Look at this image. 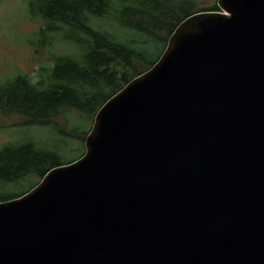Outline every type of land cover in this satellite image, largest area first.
<instances>
[{"label": "water", "instance_id": "water-1", "mask_svg": "<svg viewBox=\"0 0 264 264\" xmlns=\"http://www.w3.org/2000/svg\"><path fill=\"white\" fill-rule=\"evenodd\" d=\"M216 5L0 202V264H264V0Z\"/></svg>", "mask_w": 264, "mask_h": 264}, {"label": "trees", "instance_id": "trees-1", "mask_svg": "<svg viewBox=\"0 0 264 264\" xmlns=\"http://www.w3.org/2000/svg\"><path fill=\"white\" fill-rule=\"evenodd\" d=\"M217 9L200 0H30L29 14L41 21L39 44L62 41L73 51L53 56L35 81L24 73L0 81V106L53 130L52 120L67 108L89 122L108 98L158 60L182 20ZM81 127L71 124L57 143L24 136L0 146V202L39 182L25 184V176L40 180L49 169L80 157L88 133ZM63 139L78 142L71 159Z\"/></svg>", "mask_w": 264, "mask_h": 264}, {"label": "rangeland", "instance_id": "rangeland-1", "mask_svg": "<svg viewBox=\"0 0 264 264\" xmlns=\"http://www.w3.org/2000/svg\"><path fill=\"white\" fill-rule=\"evenodd\" d=\"M29 1L0 0V81L18 73L27 74L35 81L40 71L51 64L53 56L73 51L71 45L62 41L39 44L35 32L41 21L29 14ZM200 3L207 7L216 3V0H200ZM86 119L75 110L63 109L52 120L56 126L53 130L51 126L46 127L41 122L0 106V146L7 142H18L24 136H31L43 143L51 139L53 143H57L61 136L68 134L71 124L80 122L81 128L89 131L93 119L91 118L89 122H86ZM61 141L64 143L62 146L68 158L77 153V141L71 139ZM82 152L80 148L79 154ZM23 180L25 184L40 181L35 175L25 176Z\"/></svg>", "mask_w": 264, "mask_h": 264}, {"label": "bare ground", "instance_id": "bare-ground-1", "mask_svg": "<svg viewBox=\"0 0 264 264\" xmlns=\"http://www.w3.org/2000/svg\"><path fill=\"white\" fill-rule=\"evenodd\" d=\"M8 232H9L8 228L0 227V246H3L7 242L6 238H7ZM11 255L13 254L11 253ZM18 261H19V258L17 259V262H15V264H19Z\"/></svg>", "mask_w": 264, "mask_h": 264}]
</instances>
